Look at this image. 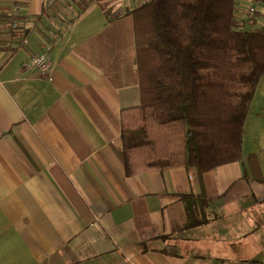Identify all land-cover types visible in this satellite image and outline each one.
<instances>
[{"label": "crops", "instance_id": "1", "mask_svg": "<svg viewBox=\"0 0 264 264\" xmlns=\"http://www.w3.org/2000/svg\"><path fill=\"white\" fill-rule=\"evenodd\" d=\"M140 1L0 0V264H264V76L239 159L125 173ZM235 14L264 28V0ZM40 52L47 76L27 65Z\"/></svg>", "mask_w": 264, "mask_h": 264}, {"label": "trees", "instance_id": "2", "mask_svg": "<svg viewBox=\"0 0 264 264\" xmlns=\"http://www.w3.org/2000/svg\"><path fill=\"white\" fill-rule=\"evenodd\" d=\"M235 11L236 0H142L128 11L141 101L120 113L126 174L183 165L200 175L239 159L264 28L244 29Z\"/></svg>", "mask_w": 264, "mask_h": 264}, {"label": "built area", "instance_id": "3", "mask_svg": "<svg viewBox=\"0 0 264 264\" xmlns=\"http://www.w3.org/2000/svg\"><path fill=\"white\" fill-rule=\"evenodd\" d=\"M18 12H19V6L15 3L11 9L12 17L16 16L18 14ZM254 14H255V7L250 6L248 8V10L246 11V17H245V21L248 25H251L253 23ZM11 27H12V29L18 28V25H17L16 21L14 20V18H12ZM22 41L26 42V39L23 38ZM27 65L29 67L37 68V70L43 76H47V72L51 66L49 58L45 52H40L38 54H35V55L29 57V59L27 60Z\"/></svg>", "mask_w": 264, "mask_h": 264}, {"label": "rangeland", "instance_id": "4", "mask_svg": "<svg viewBox=\"0 0 264 264\" xmlns=\"http://www.w3.org/2000/svg\"><path fill=\"white\" fill-rule=\"evenodd\" d=\"M252 3H253V2H252ZM255 5H256V3L249 5V6L247 7V10H248V8H249L250 6H254V7H255ZM247 10H246V11H247ZM255 10H256V7H255Z\"/></svg>", "mask_w": 264, "mask_h": 264}]
</instances>
